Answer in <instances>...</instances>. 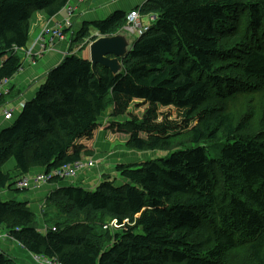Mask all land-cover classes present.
<instances>
[{
  "label": "trees",
  "instance_id": "16d2710c",
  "mask_svg": "<svg viewBox=\"0 0 264 264\" xmlns=\"http://www.w3.org/2000/svg\"><path fill=\"white\" fill-rule=\"evenodd\" d=\"M68 1L0 0V81L21 68L34 15L52 17ZM138 9L153 23L116 74L101 64L95 73L77 52L94 32L122 31L128 12L75 32L0 130V189L90 156L103 116L126 148L167 155L115 165L118 185L102 173L93 189L57 187L41 210L45 232L27 202L0 198V228L59 264H264V0H146ZM207 141L221 142L217 157ZM111 220L118 227L103 228ZM11 261L0 251V264Z\"/></svg>",
  "mask_w": 264,
  "mask_h": 264
},
{
  "label": "crops",
  "instance_id": "0c3cea01",
  "mask_svg": "<svg viewBox=\"0 0 264 264\" xmlns=\"http://www.w3.org/2000/svg\"><path fill=\"white\" fill-rule=\"evenodd\" d=\"M145 1L146 0H69L67 5L52 17H47L42 12H37L32 19L29 29V41L26 47L21 49L23 52L29 49L30 55H25L24 53L23 56L21 55V57H23L21 60L22 66L17 73L6 80L5 87L9 89V93L0 99V130L11 124L12 119L17 117V113L21 109L23 103L30 100L40 84L43 83L46 73L64 59L68 52L70 40L74 37L75 32L81 28L83 23L102 20L116 10L129 12ZM64 20H69L71 23L69 27L64 29V38H53L51 41L52 49L41 50L39 44L34 43L40 28L43 25L52 26L54 23ZM141 22L144 24L145 19H142ZM94 34H96V32H94L93 35ZM85 53L87 54L86 58H89L88 47L85 49ZM4 109L12 110L11 119H4ZM106 120L109 122L110 119L107 117ZM107 125L108 123L104 124V128H102L103 130L101 131V135L104 134L105 138L113 134L107 133V131L111 132L107 130ZM100 128L101 125L96 130L91 142L87 143V146L93 149V153L90 155H93L97 149V141L101 136H98ZM104 163L81 172L73 182L65 179L58 180L42 185L38 189H34L32 196L26 197L24 201L28 203V207L31 211L38 216L37 227L39 229L43 227L44 219L41 216V210L45 205V198L51 191L57 187L71 183H78L85 188L88 186L91 189L92 186H96L102 180V173L110 172L108 168L112 167L111 164H108V162L106 164ZM37 168L38 170L32 169L30 172H42L45 170L42 168L40 169V167ZM121 181H123V179ZM0 233L2 236L8 235L7 231L3 228H0ZM0 251L8 258L12 259V263L19 259L20 264H39L35 261L33 254L21 247L19 242L9 235L0 238Z\"/></svg>",
  "mask_w": 264,
  "mask_h": 264
},
{
  "label": "rangeland",
  "instance_id": "374dc122",
  "mask_svg": "<svg viewBox=\"0 0 264 264\" xmlns=\"http://www.w3.org/2000/svg\"><path fill=\"white\" fill-rule=\"evenodd\" d=\"M138 8H139V6H138ZM138 18H139V16L136 19H138ZM142 19H145V18L143 17ZM145 22L150 23V24L153 23L150 20L149 21L145 20ZM127 33L128 34H125V35H126L128 40H134L136 38L135 34H131L128 31H127ZM62 37H64V36L62 35ZM56 39H58V38H56ZM87 47H85L84 49L79 50L77 52L79 57L86 58L87 54L85 53V49ZM21 53H20V56L21 55L23 56V53L22 54ZM21 59H23V57H21ZM20 110H19V112H20ZM164 110H167V109H164ZM19 112L17 113V116H18ZM107 114H108V112L105 115H107ZM15 118L12 119L11 123L15 120ZM125 118H126V116H120V117H117L116 119L117 120H124ZM112 119H115V118H112ZM100 120H102V123H101V128L98 131V136L101 135V131L103 130L102 128H104L103 125L108 123V121L105 120L104 116L101 117ZM107 133H113V134H110L108 136V138H105L104 134L99 137V139L97 141V145H96L97 149L93 155H90V159H93L94 161H96L98 163V165L103 164L104 162H105L104 164H106L107 162H108V164L109 163L111 164L112 167L108 168V170L110 172H106V173H109L111 175V178L116 177V179L114 180L115 185L121 184V180H122L120 177H118L117 172L114 170L115 165H118L119 163L126 164V163L144 161L147 159H157L156 157H158V156L164 157L165 155H167L164 152H154V151H152V152H138V151H134V150L132 151V150L126 148V146H125L126 136L124 134L108 132V131H107ZM204 145H205L207 156L217 157L219 149L221 147V142L210 143L207 141L206 143H204ZM160 157H158V158H160ZM13 165H14V160H13V158H10L3 165V170L12 171ZM33 170H38V168L33 169ZM74 185H79V184L75 183ZM94 187L95 186H92L91 189H93ZM87 188H89V187L87 186ZM32 192H33V190H29V189L16 190V187L13 185V187L11 189H8V188L0 189V198L2 200L14 199L16 201L23 202L26 197L32 196ZM36 216H37V214H36ZM35 220L36 221L38 220V216L36 217ZM49 222L50 221H48V223ZM108 225L111 226L112 222L111 221L106 222L105 224H103V228H104V226H108ZM112 232H113V230H112ZM12 261H11V264H20L19 259L15 260V262H13V263H12Z\"/></svg>",
  "mask_w": 264,
  "mask_h": 264
},
{
  "label": "built area",
  "instance_id": "2783aa9c",
  "mask_svg": "<svg viewBox=\"0 0 264 264\" xmlns=\"http://www.w3.org/2000/svg\"><path fill=\"white\" fill-rule=\"evenodd\" d=\"M139 9L131 10L127 16H126V24L123 27L125 31L130 32L131 34L135 35H141L146 30H148V25H142L139 22V18L136 19L139 16ZM71 25L69 20H64L62 22H56L52 26H46L43 25L40 29V32L37 35V38L35 40L36 43L39 44L41 50L45 49H52L51 41L53 38L63 39L62 35L64 36L63 30ZM48 38V41L47 39ZM30 54V50H27V55ZM6 80L3 79L0 81V96L5 95L8 93L6 85ZM3 117L4 119H11L12 118V110L10 109H4L3 110ZM96 164V161L93 159L83 158L79 161L61 166L59 168H54L49 172H30L27 174H24L20 178H17L15 180L14 186L16 189H38L42 185H45L51 181V179H70L74 180L81 172L94 167ZM106 227V226H105ZM112 228H117L118 225L116 224V221H112ZM54 229V228H53ZM8 236V235H6ZM2 236L0 233V238L6 237ZM35 261L39 264H59L57 261L53 259H48L44 257H40L38 255L33 256Z\"/></svg>",
  "mask_w": 264,
  "mask_h": 264
},
{
  "label": "water",
  "instance_id": "95a60500",
  "mask_svg": "<svg viewBox=\"0 0 264 264\" xmlns=\"http://www.w3.org/2000/svg\"><path fill=\"white\" fill-rule=\"evenodd\" d=\"M125 34H128L127 31L122 30L114 35H99L89 43L88 59L95 73L96 64L107 67L114 74L121 70L122 64L120 60L129 52L135 40H128Z\"/></svg>",
  "mask_w": 264,
  "mask_h": 264
},
{
  "label": "clouds",
  "instance_id": "9594fccd",
  "mask_svg": "<svg viewBox=\"0 0 264 264\" xmlns=\"http://www.w3.org/2000/svg\"><path fill=\"white\" fill-rule=\"evenodd\" d=\"M134 9H137V8H134ZM134 9H133V10H134ZM129 12H130V11H129ZM129 12H128V13H129ZM128 13H127V14H128ZM139 22L142 24V22H141V20H140V17H139ZM145 24H146V23H145ZM145 24H142V25H145ZM124 26H125V25H124ZM124 26H123V27H124ZM41 28H42V27H41ZM41 28H40V29H41ZM123 30H124V29H123ZM39 32H40V31H39ZM63 32H64V30H63ZM94 35L99 36V35H97V33L94 34ZM137 36H138V35H136V37H137ZM36 38H37V37H36ZM46 39H47V41H48V38H46ZM35 40H36V39H35ZM34 43H36V42H34ZM89 43H90V42H89ZM88 45H89V44H88ZM28 50H29V49H28ZM26 52H27V51H26ZM28 55H30V54H28ZM21 60H22V59H21ZM88 157H90V156H86V157H83V158H88ZM83 158H82V159H83ZM96 166H98V163H97V162H96V164L94 165V167H96ZM92 168H93V167H92ZM89 169H91V168H89ZM89 169H87V170H89ZM42 172H47V171H42ZM28 173H30V172H28ZM26 174H27V173H26ZM22 176H23V175H22ZM20 177H21V176H20ZM20 177H18V178H20ZM76 178H77V177H76ZM76 178H75V179H76ZM58 179H59V178H58ZM75 179H74V180H75ZM15 180H16V179H15ZM60 180H64V179H60ZM65 180H68V181H72V182H73V180H70V179H65ZM51 182H53V181H50L49 183H51ZM71 184L74 185L75 183H71ZM29 190H30V189H29ZM32 190H34V189H32ZM112 221H113V220H111V222H112ZM104 228H112V227L108 225V226H106V227L104 226ZM40 231L45 232V231H46V226L43 225V227H42V229H40ZM19 244H20V243H19ZM20 245H21V244H20ZM21 247H23V246L21 245ZM33 256H34V255H33Z\"/></svg>",
  "mask_w": 264,
  "mask_h": 264
},
{
  "label": "bare ground",
  "instance_id": "6f19581e",
  "mask_svg": "<svg viewBox=\"0 0 264 264\" xmlns=\"http://www.w3.org/2000/svg\"><path fill=\"white\" fill-rule=\"evenodd\" d=\"M153 26V25H152ZM8 90V92H9V89H7ZM8 93H6L5 95H7ZM1 97V96H0Z\"/></svg>",
  "mask_w": 264,
  "mask_h": 264
}]
</instances>
